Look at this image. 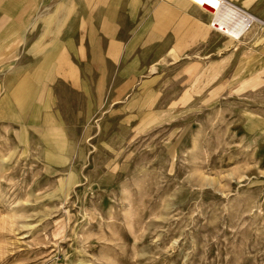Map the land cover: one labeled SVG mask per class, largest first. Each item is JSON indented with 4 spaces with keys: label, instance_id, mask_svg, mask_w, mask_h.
<instances>
[{
    "label": "rangeland",
    "instance_id": "1",
    "mask_svg": "<svg viewBox=\"0 0 264 264\" xmlns=\"http://www.w3.org/2000/svg\"><path fill=\"white\" fill-rule=\"evenodd\" d=\"M65 1L0 0V264H264V0L124 64Z\"/></svg>",
    "mask_w": 264,
    "mask_h": 264
},
{
    "label": "crops",
    "instance_id": "2",
    "mask_svg": "<svg viewBox=\"0 0 264 264\" xmlns=\"http://www.w3.org/2000/svg\"><path fill=\"white\" fill-rule=\"evenodd\" d=\"M89 1H82V11L75 14L87 23L92 38L105 41L98 52L107 62L124 64L130 59L135 63L151 54H186L195 40H205L211 32L210 14L189 0ZM65 4L69 6L68 0Z\"/></svg>",
    "mask_w": 264,
    "mask_h": 264
},
{
    "label": "bare ground",
    "instance_id": "3",
    "mask_svg": "<svg viewBox=\"0 0 264 264\" xmlns=\"http://www.w3.org/2000/svg\"><path fill=\"white\" fill-rule=\"evenodd\" d=\"M189 1L195 2L197 4H206L208 6H211L214 10L213 20L214 23H217V28H220L222 31L235 38H237L241 33H243L247 29L246 26L251 24L254 19L260 21L251 14L239 13L238 11L233 9V7L228 2H226V0ZM260 22L264 23L263 21Z\"/></svg>",
    "mask_w": 264,
    "mask_h": 264
},
{
    "label": "built area",
    "instance_id": "4",
    "mask_svg": "<svg viewBox=\"0 0 264 264\" xmlns=\"http://www.w3.org/2000/svg\"><path fill=\"white\" fill-rule=\"evenodd\" d=\"M226 2H228L232 7H233V9H235L236 11H238L239 13H246V12H244V11H242V10H240L236 5H234V4H232V3H230L228 0H226ZM215 9V8H214ZM247 14V13H246ZM214 21V20H213ZM215 25L217 24L216 22L214 23ZM217 26V25H216Z\"/></svg>",
    "mask_w": 264,
    "mask_h": 264
}]
</instances>
